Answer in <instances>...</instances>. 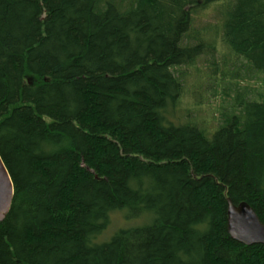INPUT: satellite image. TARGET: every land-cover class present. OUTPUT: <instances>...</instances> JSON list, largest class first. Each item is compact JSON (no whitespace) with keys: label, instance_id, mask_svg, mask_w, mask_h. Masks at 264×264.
<instances>
[{"label":"trees","instance_id":"trees-1","mask_svg":"<svg viewBox=\"0 0 264 264\" xmlns=\"http://www.w3.org/2000/svg\"><path fill=\"white\" fill-rule=\"evenodd\" d=\"M0 157V264H264V0H0Z\"/></svg>","mask_w":264,"mask_h":264},{"label":"water","instance_id":"water-1","mask_svg":"<svg viewBox=\"0 0 264 264\" xmlns=\"http://www.w3.org/2000/svg\"><path fill=\"white\" fill-rule=\"evenodd\" d=\"M12 197L13 185L0 157V220L9 210ZM226 203L227 232L231 238L245 245H264V224L253 208L244 201L233 204L230 198H226Z\"/></svg>","mask_w":264,"mask_h":264},{"label":"rangeland","instance_id":"rangeland-1","mask_svg":"<svg viewBox=\"0 0 264 264\" xmlns=\"http://www.w3.org/2000/svg\"><path fill=\"white\" fill-rule=\"evenodd\" d=\"M200 18H201V23L202 22H205L206 21V14H205V16L202 14L201 16H200ZM201 23H199V24H201ZM198 24V25H199ZM197 25V26H198ZM199 65H204V64H199ZM191 73L189 74V75H191L190 77H195L196 75H195V73H193L192 71H190ZM195 76H194V75ZM199 82H197V80H196V78H194L193 80H191L190 81V83H189V87H188V90H189V92L192 90L191 88V85L192 84H198ZM191 100L193 101L194 100V102L195 103H200L201 102V99H199V97L198 96H196V95H191L190 96V99L189 98H184L183 99V104H182V108H185V105L187 104V103H190L191 102ZM208 104H211V107H213L214 106V101H211V102H209V103H206V104H203L201 107H200V110L199 111H197L196 112V114L195 115H197L198 117H200L201 119H206L207 120V118L208 119H210V113H211V111H210V109H211V107L210 106H207ZM207 106V107H206ZM140 223V222H139ZM133 224H138L137 223V220H132V221H128V223L127 222H124L123 221V219H122V217H121V214L120 213H114V214H112V216H111V222H110V226L108 227V229L104 232V234H102V236L99 238H97V240L96 241H103V240H107L108 239V236H110V234L111 233H113L117 228H119V227H123V226H126V225H133Z\"/></svg>","mask_w":264,"mask_h":264}]
</instances>
